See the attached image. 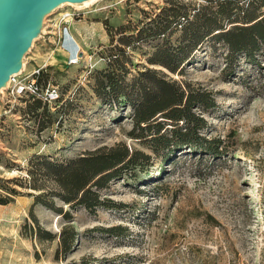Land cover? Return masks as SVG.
Wrapping results in <instances>:
<instances>
[{"label": "rangeland", "instance_id": "obj_1", "mask_svg": "<svg viewBox=\"0 0 264 264\" xmlns=\"http://www.w3.org/2000/svg\"><path fill=\"white\" fill-rule=\"evenodd\" d=\"M176 1L189 9L204 3ZM170 2H63L44 16L19 75L38 69L36 83L56 86L59 100L28 111L31 94L0 88V182L18 191L0 203V264H264V42L257 63L240 55L228 73L225 49L205 41L181 73H171L147 59L159 44L175 46L180 27L155 36L146 29ZM253 5L264 11V0ZM140 29L147 39L138 38ZM66 32L80 46L68 64L60 46ZM114 56L123 69L108 64ZM145 67L207 91L211 104L191 107L202 119L197 130L208 140L206 149H179L164 159L145 137L129 134L131 108L120 92L95 91L107 71L127 81ZM118 143L137 150L138 159L99 189L108 206H71L54 197L62 215L34 203L29 193L35 190L7 181L24 175L35 154L63 161ZM64 225L76 232L66 252L57 251Z\"/></svg>", "mask_w": 264, "mask_h": 264}, {"label": "trees", "instance_id": "obj_2", "mask_svg": "<svg viewBox=\"0 0 264 264\" xmlns=\"http://www.w3.org/2000/svg\"><path fill=\"white\" fill-rule=\"evenodd\" d=\"M256 9L253 0H204V3L191 9L180 1L170 2L151 19L155 26L146 29H152L147 34L155 36L164 35L171 27L179 26L178 43L175 46L166 43L157 45L147 60L171 73H181L183 65L191 59L195 50L205 41H211V47L219 44L225 49L223 70L228 73L238 67L240 55L247 63L255 64L264 42V11L258 12ZM142 32V29L137 31L138 38L147 39ZM119 60L114 56L108 64L123 69L125 64ZM38 77L39 74H35L37 80ZM37 86L44 88L38 83ZM108 90L120 92L123 101L131 108L133 126L129 134L145 137L152 151L160 149L164 159L179 149L195 151L207 148V138L197 130L202 125V119L191 110L196 102L211 104V99L206 98L207 91L190 88L188 83L167 78L162 69L150 67L138 71L127 81L114 80L110 71L103 73L102 77L96 79L95 91L103 96ZM30 97L32 100L27 104L28 111L40 106L43 109L48 107V102L40 97ZM137 159V150L123 143L98 146L63 161L35 154L28 159L24 175L7 181H15L35 190L29 193L34 203H41L59 213L63 209L54 203V197L71 206H108V200L100 197L99 189L104 188L110 179L122 176L128 167H134ZM0 190V203L10 201L18 192L4 182H0ZM261 213L264 215V206ZM42 233L51 236L48 231ZM75 238V230L64 225L58 234L57 251H68Z\"/></svg>", "mask_w": 264, "mask_h": 264}, {"label": "water", "instance_id": "obj_3", "mask_svg": "<svg viewBox=\"0 0 264 264\" xmlns=\"http://www.w3.org/2000/svg\"><path fill=\"white\" fill-rule=\"evenodd\" d=\"M84 0H0V88L20 71L22 58L44 16L63 2Z\"/></svg>", "mask_w": 264, "mask_h": 264}, {"label": "built area", "instance_id": "obj_4", "mask_svg": "<svg viewBox=\"0 0 264 264\" xmlns=\"http://www.w3.org/2000/svg\"><path fill=\"white\" fill-rule=\"evenodd\" d=\"M63 49L66 51L68 50L67 47L61 42L60 45ZM78 57H67V64L68 63H74ZM38 69H35L34 71H31V73L26 75H19L20 71L13 73L9 76L6 85L10 86L12 92H25L29 93L34 96H38L41 99L47 101L48 103L53 102L55 99L58 98V90L57 87L54 85H49L44 88H39L37 86L36 80H35V74L33 72H37Z\"/></svg>", "mask_w": 264, "mask_h": 264}, {"label": "bare ground", "instance_id": "obj_5", "mask_svg": "<svg viewBox=\"0 0 264 264\" xmlns=\"http://www.w3.org/2000/svg\"><path fill=\"white\" fill-rule=\"evenodd\" d=\"M85 2L89 1V0H84ZM91 2V1H90ZM65 39L62 42L66 47H67V51H66V57H78V51L80 49V46L77 42V40L73 37L72 34H70L69 32L65 33ZM63 36V37H64Z\"/></svg>", "mask_w": 264, "mask_h": 264}, {"label": "crops", "instance_id": "obj_6", "mask_svg": "<svg viewBox=\"0 0 264 264\" xmlns=\"http://www.w3.org/2000/svg\"><path fill=\"white\" fill-rule=\"evenodd\" d=\"M28 71H32V70H29V67H27Z\"/></svg>", "mask_w": 264, "mask_h": 264}]
</instances>
